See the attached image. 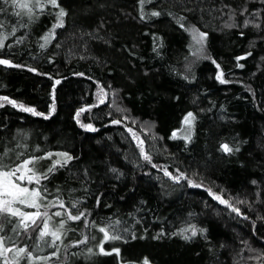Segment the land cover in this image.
Returning a JSON list of instances; mask_svg holds the SVG:
<instances>
[{"label": "trees", "instance_id": "obj_1", "mask_svg": "<svg viewBox=\"0 0 264 264\" xmlns=\"http://www.w3.org/2000/svg\"><path fill=\"white\" fill-rule=\"evenodd\" d=\"M58 2L68 15L46 48L41 37L57 11L50 6L34 22L23 16L28 26L0 49V58L21 65H0V97L42 114L0 107V149H14L12 159L23 153L20 160L52 153L35 163L38 174L62 160L57 153L73 156L39 187L73 215L87 213L79 221L53 217L54 228L66 223L47 264H264V0H152L143 20L138 0ZM4 7L0 19L11 27L21 17ZM180 23L207 33L205 59L192 62L191 36ZM189 112L190 141L176 136ZM164 169L187 179L177 183ZM100 228L122 238L105 240ZM32 235L17 244L31 250Z\"/></svg>", "mask_w": 264, "mask_h": 264}, {"label": "snow or ice", "instance_id": "obj_2", "mask_svg": "<svg viewBox=\"0 0 264 264\" xmlns=\"http://www.w3.org/2000/svg\"><path fill=\"white\" fill-rule=\"evenodd\" d=\"M138 3L141 6L142 13L140 18L143 20V7L145 4L152 3V0H138ZM4 5H10L14 9L12 15L21 17V19L16 21L15 24H12L11 27L0 19V49H4L5 47L11 48L12 44H6V41H8L11 36H15L18 27L28 26L23 22V16H27L28 22H34V20L38 18V14H43L50 6L51 8L57 9V11L51 13L55 16L53 27L46 35L41 37L43 43L40 44V47L42 49L46 48L51 41L56 38V29L65 26V17L68 15L67 11L59 4L58 0H2V3H0V14L6 13ZM150 15L153 17H159L161 12L152 11ZM185 19L186 17H179L180 21ZM255 26L259 27L258 24ZM180 27L185 28V31H191L194 34L193 39L197 44L202 45L207 38V33L201 32L195 26H192L189 29L186 28L183 23H180ZM15 43H22V40L17 38ZM0 65L7 67H21V65L13 64L9 59L3 58H0ZM28 70L34 71V69ZM221 82L223 83L224 81L221 80ZM56 83H59V81H56ZM0 101L7 102L14 108H18L20 111L32 113L33 115H42L37 113L34 108L26 107L24 104H17L15 100L10 99L9 97H0ZM0 107H4V104L0 103ZM81 111H83V109ZM77 115H79V113ZM47 118L48 117L45 116V119ZM194 120L195 116L191 112L187 113L184 117V124L188 127V134L183 137L185 140H191V128ZM113 123L119 124L121 121L115 120ZM81 126L91 131L96 130L92 128L91 125ZM128 131L132 132V129L129 128ZM173 136H175V133H173ZM133 137L138 140V146H141L143 159L151 162V157L142 147L143 140H139L135 133H133ZM19 146L20 145H17V147ZM221 149L225 153L233 152V148L229 147L227 144L221 145ZM238 150L239 149H236V151ZM11 152H14V149L6 147L0 149V264H20L21 260L27 261V264H41V262L47 264V261L56 257L59 252V244L62 243L66 223L64 219H61L59 221V227L54 228L50 225L53 217L67 216V220L79 221L86 217L87 213L78 212V214L73 215L71 210L66 207L64 201L61 200L59 196L49 200L47 188L39 187V185L41 184L42 179L48 178L49 173H52L57 167L66 166L74 159V157L66 152L57 153L56 155L62 157V160H55L52 167H50L47 172L38 174L34 167L35 163L41 159H50L53 155L52 153H48L46 156L30 157L20 160V156L23 155V153H16L15 159H12L9 156V153ZM6 158L10 162H6ZM153 167H156V165H153ZM112 171L116 172V169H112ZM163 171L166 176H169V178L177 183L182 178L187 179L183 173H180L178 176H173L172 173L167 171V169H164ZM188 183L193 187L199 186L194 184L191 180H188ZM253 183H255V181ZM30 185L32 187H29ZM215 198L223 204H228L227 201L219 196H216ZM71 207L75 208L76 205L72 204ZM228 207L232 208V211L236 212L238 215L240 214L239 209L232 207L230 204H228ZM53 208L62 209L63 211L58 210L50 213V210ZM25 209H35V211H26ZM41 209L44 210L41 211ZM116 223L118 224L119 221ZM88 226L89 225L86 223L85 227ZM99 230L104 233L105 240L122 238L119 235L110 236L105 228H100ZM185 231H189V229L182 230L181 235H183V232ZM190 231L192 236L197 235V231L194 227L191 228ZM33 233L35 234V238L31 250H29V245L27 244H24L23 246L17 244V239L21 236L33 240ZM133 239H135V236H133ZM154 239H159V236L154 237ZM184 239H190V237L185 235ZM86 242L87 237H85L84 240L73 244L72 247H78L79 244ZM44 247L52 248L54 251L48 256L34 255V253L43 251ZM88 251L91 253L92 249H88ZM99 251L105 255L111 254L110 252H105L102 245L99 246ZM115 251L118 253L119 250L117 249ZM9 254L12 255L10 256ZM143 264H149L147 258L144 259Z\"/></svg>", "mask_w": 264, "mask_h": 264}, {"label": "rangeland", "instance_id": "obj_3", "mask_svg": "<svg viewBox=\"0 0 264 264\" xmlns=\"http://www.w3.org/2000/svg\"><path fill=\"white\" fill-rule=\"evenodd\" d=\"M189 34H190L191 40H192V57H191L192 62L205 59L207 54H206V51H205L204 42H203L202 45L201 44H197L196 41L193 39V35L194 34L191 31H189ZM96 97H97V99H96L97 102L96 103H99V102L102 103L101 101H103V102L105 101L106 94H105V92L103 90L99 89V90L96 91ZM0 103L6 104L7 102L0 101ZM145 127H146V129L148 128L147 130L150 131V127L148 125H146ZM142 128H144V126H142ZM180 131L181 132H177L176 136L184 137V136H186L188 134V127H187V125L184 124V122H183V127H182V129ZM133 133L136 134V136L139 138V140H142L139 137V135L137 134V131L133 130L132 131V136H133ZM135 140H136V142L138 144V140L137 139H135ZM139 151L141 153V146H140ZM29 187H32V186L30 185ZM25 210L28 211V210H35V209H25Z\"/></svg>", "mask_w": 264, "mask_h": 264}, {"label": "water", "instance_id": "obj_4", "mask_svg": "<svg viewBox=\"0 0 264 264\" xmlns=\"http://www.w3.org/2000/svg\"><path fill=\"white\" fill-rule=\"evenodd\" d=\"M221 203V202H220ZM221 204H223V203H221ZM223 205H225L226 206V204H223Z\"/></svg>", "mask_w": 264, "mask_h": 264}]
</instances>
